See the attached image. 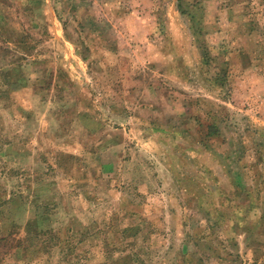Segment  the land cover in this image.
<instances>
[{
    "label": "rangeland",
    "instance_id": "obj_1",
    "mask_svg": "<svg viewBox=\"0 0 264 264\" xmlns=\"http://www.w3.org/2000/svg\"><path fill=\"white\" fill-rule=\"evenodd\" d=\"M0 264H264V0H0Z\"/></svg>",
    "mask_w": 264,
    "mask_h": 264
},
{
    "label": "trees",
    "instance_id": "obj_2",
    "mask_svg": "<svg viewBox=\"0 0 264 264\" xmlns=\"http://www.w3.org/2000/svg\"><path fill=\"white\" fill-rule=\"evenodd\" d=\"M39 218H40V217H39ZM39 218H38V219H39ZM38 219H37V220H35V221H36V223H38ZM31 225H32V224H31Z\"/></svg>",
    "mask_w": 264,
    "mask_h": 264
}]
</instances>
